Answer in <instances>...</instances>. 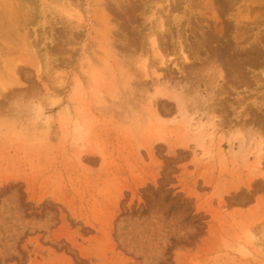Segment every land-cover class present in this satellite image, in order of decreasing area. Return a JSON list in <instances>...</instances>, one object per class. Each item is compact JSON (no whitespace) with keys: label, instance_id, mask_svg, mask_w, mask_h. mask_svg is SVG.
<instances>
[{"label":"rangeland","instance_id":"rangeland-1","mask_svg":"<svg viewBox=\"0 0 264 264\" xmlns=\"http://www.w3.org/2000/svg\"><path fill=\"white\" fill-rule=\"evenodd\" d=\"M0 264H264V0H0Z\"/></svg>","mask_w":264,"mask_h":264},{"label":"bare ground","instance_id":"bare-ground-1","mask_svg":"<svg viewBox=\"0 0 264 264\" xmlns=\"http://www.w3.org/2000/svg\"><path fill=\"white\" fill-rule=\"evenodd\" d=\"M260 153H261V152L258 151V155H256V161H257V159H259V157H260L259 154H260Z\"/></svg>","mask_w":264,"mask_h":264}]
</instances>
